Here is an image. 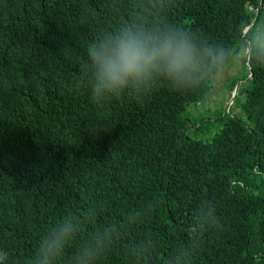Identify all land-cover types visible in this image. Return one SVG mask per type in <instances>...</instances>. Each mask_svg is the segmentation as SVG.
Wrapping results in <instances>:
<instances>
[{
  "label": "trees",
  "instance_id": "obj_1",
  "mask_svg": "<svg viewBox=\"0 0 264 264\" xmlns=\"http://www.w3.org/2000/svg\"><path fill=\"white\" fill-rule=\"evenodd\" d=\"M261 4L254 25L259 0H0L7 264H29L67 213L78 235L59 264L82 252L87 264H264ZM175 26L222 49L219 70L250 44L253 76L231 107L241 114L190 109L208 100L209 80L186 91L158 80L147 94L92 100L91 42ZM236 83L220 88L231 95Z\"/></svg>",
  "mask_w": 264,
  "mask_h": 264
},
{
  "label": "clouds",
  "instance_id": "obj_2",
  "mask_svg": "<svg viewBox=\"0 0 264 264\" xmlns=\"http://www.w3.org/2000/svg\"><path fill=\"white\" fill-rule=\"evenodd\" d=\"M201 39L178 26L151 32L126 28L103 34L87 47L90 65L87 79L92 100L100 104L126 93L147 94L156 87L158 80L167 82L178 91L191 90L208 80L210 85L212 76L208 73L212 70L219 72L218 63L223 50L209 43L201 47ZM234 102L229 108L226 106L227 111ZM74 215L67 213L51 226L41 238L29 264H59L67 247L78 235V226L71 218ZM73 255L74 264H87L86 257L90 254ZM7 260L8 252L0 249V264H7Z\"/></svg>",
  "mask_w": 264,
  "mask_h": 264
},
{
  "label": "rangeland",
  "instance_id": "obj_3",
  "mask_svg": "<svg viewBox=\"0 0 264 264\" xmlns=\"http://www.w3.org/2000/svg\"><path fill=\"white\" fill-rule=\"evenodd\" d=\"M258 31H259L258 37L260 38L262 34V25L258 26L256 33ZM249 60L250 57L248 58L247 52L238 53L235 56V58L231 61L232 63L231 62H230L231 64L229 63L230 65L228 64V66L221 68L217 74L212 76L211 82L212 84L214 83L215 85L213 87H210V91L206 94V98H208V100H206L205 102H201L200 108L195 105H190V109L192 111H196V112L198 111L197 112L198 116H201L204 113H206L208 117H214V114L212 112H209L208 110L221 111L224 112L223 115L225 113H229L230 111L226 112L227 111L226 106H228L227 104L230 102L232 96L230 98V94H228L225 91L221 92L220 87H222L229 80H233V79L236 80L237 83L240 81L242 83L246 82L248 76L247 77L245 76L247 74L248 69H250ZM223 72L225 73L222 76H220V73ZM241 92L244 91L241 90ZM231 110L232 113L235 115L241 114L240 111L237 114L238 111L237 109L234 110V108H231Z\"/></svg>",
  "mask_w": 264,
  "mask_h": 264
},
{
  "label": "water",
  "instance_id": "obj_4",
  "mask_svg": "<svg viewBox=\"0 0 264 264\" xmlns=\"http://www.w3.org/2000/svg\"><path fill=\"white\" fill-rule=\"evenodd\" d=\"M260 1V6L257 8V11H256V15H255V17H254V19L252 20V22H251V24H254L255 22H256V20H257V18H258V15H259V12H260V7H262V4H261V1L262 0H259ZM250 24V25H251ZM250 25H248L247 27H246V29L244 30V32L242 33V35H244V33L246 32V30L249 28V26ZM239 49V47H237V49L235 50V52H237V50ZM247 54H248V58L250 57V44H248V47H247ZM250 70H251V74H250V76H249V78H251L252 77V69L250 68ZM241 81L240 82H238L237 84H236V87H235V89H234V92H233V95H232V99L230 100V102L228 103V108L230 107V105L234 102V100H235V98H236V96H237V94H238V92H239V89H240V85H241ZM215 84L213 83H211L210 84V87H213Z\"/></svg>",
  "mask_w": 264,
  "mask_h": 264
},
{
  "label": "flooded vegetation",
  "instance_id": "obj_5",
  "mask_svg": "<svg viewBox=\"0 0 264 264\" xmlns=\"http://www.w3.org/2000/svg\"><path fill=\"white\" fill-rule=\"evenodd\" d=\"M220 91L223 92V91H225V89H224V90H223V89H220ZM226 91H227V90H226ZM226 91H225V92H226Z\"/></svg>",
  "mask_w": 264,
  "mask_h": 264
},
{
  "label": "bare ground",
  "instance_id": "obj_6",
  "mask_svg": "<svg viewBox=\"0 0 264 264\" xmlns=\"http://www.w3.org/2000/svg\"><path fill=\"white\" fill-rule=\"evenodd\" d=\"M257 23V22H256ZM255 25V24H254Z\"/></svg>",
  "mask_w": 264,
  "mask_h": 264
}]
</instances>
